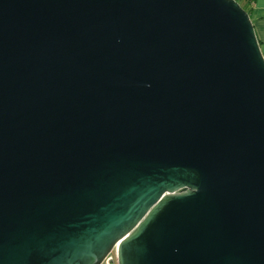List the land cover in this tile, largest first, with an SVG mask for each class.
Returning a JSON list of instances; mask_svg holds the SVG:
<instances>
[{"label": "water", "instance_id": "obj_1", "mask_svg": "<svg viewBox=\"0 0 264 264\" xmlns=\"http://www.w3.org/2000/svg\"><path fill=\"white\" fill-rule=\"evenodd\" d=\"M0 264H264L235 0H0Z\"/></svg>", "mask_w": 264, "mask_h": 264}, {"label": "crops", "instance_id": "obj_2", "mask_svg": "<svg viewBox=\"0 0 264 264\" xmlns=\"http://www.w3.org/2000/svg\"><path fill=\"white\" fill-rule=\"evenodd\" d=\"M248 9L254 32L264 58V0H235Z\"/></svg>", "mask_w": 264, "mask_h": 264}, {"label": "trees", "instance_id": "obj_3", "mask_svg": "<svg viewBox=\"0 0 264 264\" xmlns=\"http://www.w3.org/2000/svg\"><path fill=\"white\" fill-rule=\"evenodd\" d=\"M237 2V1H236ZM240 6H241V3H239V2H237ZM241 8L243 9V10H245L246 12H247V14L249 15V17H250V14H249V11H248V9H246V7L243 5V6H241Z\"/></svg>", "mask_w": 264, "mask_h": 264}, {"label": "rangeland", "instance_id": "obj_4", "mask_svg": "<svg viewBox=\"0 0 264 264\" xmlns=\"http://www.w3.org/2000/svg\"><path fill=\"white\" fill-rule=\"evenodd\" d=\"M241 6H243V5L241 4Z\"/></svg>", "mask_w": 264, "mask_h": 264}]
</instances>
